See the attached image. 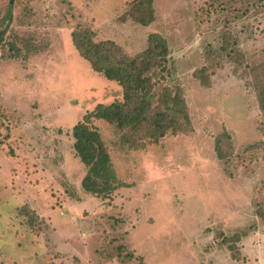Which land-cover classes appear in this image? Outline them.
Masks as SVG:
<instances>
[{
  "label": "rangeland",
  "instance_id": "obj_1",
  "mask_svg": "<svg viewBox=\"0 0 264 264\" xmlns=\"http://www.w3.org/2000/svg\"><path fill=\"white\" fill-rule=\"evenodd\" d=\"M138 1L14 0L4 19L0 0V264H264V0H152L146 26ZM77 26L130 56L162 36L154 79L189 116L156 142L92 120L123 184L106 197L82 188L71 128L123 92L77 53Z\"/></svg>",
  "mask_w": 264,
  "mask_h": 264
},
{
  "label": "trees",
  "instance_id": "obj_2",
  "mask_svg": "<svg viewBox=\"0 0 264 264\" xmlns=\"http://www.w3.org/2000/svg\"><path fill=\"white\" fill-rule=\"evenodd\" d=\"M14 0H8L4 19H10V7ZM131 16L146 26L154 20L152 0H139L132 6ZM3 30H0V46ZM94 32L84 26H77L71 32V42L77 53L86 60L91 69L109 81L122 87V99L108 104L98 103L71 128L76 156L87 167L81 180L82 188L94 195L106 197L120 184L110 155L92 120H103L113 124L120 132L138 133L146 130L152 142L167 134L185 131L189 116L181 89L177 85L159 82L165 70L168 52L165 39L158 33H150L147 47L140 53L127 55L113 40H94ZM258 86V85H257ZM257 92L261 109H264V83ZM217 155L221 154L216 146ZM264 221V215L257 213ZM244 234V232H242ZM239 234H235L238 239Z\"/></svg>",
  "mask_w": 264,
  "mask_h": 264
}]
</instances>
